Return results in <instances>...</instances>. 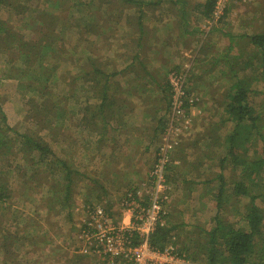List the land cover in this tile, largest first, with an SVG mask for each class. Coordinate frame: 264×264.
Returning a JSON list of instances; mask_svg holds the SVG:
<instances>
[{"label": "rangeland", "instance_id": "rangeland-1", "mask_svg": "<svg viewBox=\"0 0 264 264\" xmlns=\"http://www.w3.org/2000/svg\"><path fill=\"white\" fill-rule=\"evenodd\" d=\"M54 1L5 0L0 5V22L4 26L2 28L4 31L0 32V107L4 110V113L7 112L6 115H10L11 127L19 133H33L43 145L53 151L48 160L50 164H47L48 161L38 162L37 153H34L35 158H33L28 152L20 150V143L14 139L16 136L11 132L7 136L10 148L8 146L0 148V186L3 187L6 196V200L0 205V264H126L124 260L111 263L98 256L81 252L80 254L77 250L75 252L72 249V244L79 239V234L92 207L95 205L104 207L107 213L114 220H117L120 211L113 208L117 206L114 203H119L117 200L121 197L120 195L117 198L104 196L101 189L97 191L99 196L94 198L95 196L88 194L91 184L87 189H82V187H86L83 186V183L85 184L87 181L84 176H82L83 181H78L81 178L80 174H71L76 181H72V186L67 188V176L64 178V173H62L66 171L63 160H69L70 154H75L74 168L76 167L78 171L81 168L83 171L80 164L81 154L79 155V153L82 146V128L80 127L84 124L80 123V117H87L88 110L86 111V107H90L95 111V105L98 104V99L96 96L94 97L92 89H86L85 87L84 82L88 78L84 77L79 79L78 82H74V77L82 73L75 65L79 61V52H81L82 64H79L78 67H82V70L86 67L83 64L87 63L85 58L88 54L90 55V50L85 47L87 45L90 48L94 47L99 65L107 66L106 69L108 70L115 65L121 67L128 61V56L135 53L136 49L141 48L138 47L139 42H142V48L145 52H143L144 58L148 59L149 62H153L151 51L146 45L148 41L152 44L153 40H147L145 43V39L160 35L159 30L157 32L153 30L148 36L145 35L146 31L141 36L139 23L142 26L146 25L152 31L155 26L150 19L158 15L174 13L176 5L169 3L174 0H163L164 4H148V6L145 5L142 8L139 7L137 2L133 3L128 0H80L84 4L71 6L72 8L68 14L63 7L54 8L51 4ZM199 1L205 0H190V4L194 5ZM168 4L171 5L169 6L170 9L165 10ZM90 11H97L98 14L94 16ZM140 11H143L142 15ZM54 15L60 17L59 21L62 20L61 16H67L65 27L62 22L56 23L51 20ZM230 15H233V18L241 21L242 24L250 25L247 33L251 35L258 33L264 27V0H229L223 16L219 18L222 20L216 23V26L223 24L224 21L227 25H231V22L227 19L230 18ZM209 20L208 18L205 21L202 18L200 25H203V27L209 26ZM87 22H92L94 29L86 30L85 25ZM45 23H48V25L46 26ZM41 31L47 33V38H50L53 32L59 34L60 38L56 41L58 47H60V40L64 39L65 35L67 44L61 48V52L58 50L59 55L65 59L70 55L73 58L75 57V61H77L76 63H71V60L63 62L60 58H57L58 51L55 54L50 52L49 56H46L49 65L53 66L54 62H58V67L55 70L57 76L53 78V73L50 88L54 95L63 93L60 97L52 95L48 98L47 92H45V97L41 96L37 92L38 89L43 90L39 86V82L34 84L36 88L32 89L29 86L31 80L24 73V71H27V69H24L26 66L24 63L27 61L22 56L13 53L15 43H19L20 36L32 39V37L38 36ZM12 33L15 34V37L12 36ZM199 33L196 32L197 37L200 36ZM156 39L159 40L158 37ZM6 40L11 45L5 49L2 44ZM197 42L198 40L195 38L191 44L197 45ZM79 44L82 45L81 50L78 48ZM241 49L246 50V55L252 50L247 46ZM233 50L236 52V49ZM139 52L141 51L139 50ZM163 55H166L165 60L174 56L171 53H163ZM163 55H161L162 58ZM262 55V53L257 55V64H261L259 57H262ZM157 56L154 57L160 58ZM139 58L142 61L144 59L141 54H139ZM35 67L33 73L37 78L41 66L38 64ZM167 68L165 72L167 81H169V75L173 70L183 71V69L180 70L174 67ZM253 69V67H248L246 72L238 70L239 75L250 74ZM219 70L215 73H219ZM256 73L259 74V70ZM229 75L220 77L227 86L229 85L227 81ZM259 78L261 77L259 76ZM216 87V85L213 86V88ZM225 87L226 85H219L216 88L217 93L223 91ZM252 87L259 91L256 95L254 93L253 101H255V104L263 103L264 81L262 79L254 81ZM161 89L170 96V88L161 87ZM192 91L196 94V91ZM198 92L201 95L202 92L200 90ZM210 99L211 96H209ZM202 100L200 101L202 102ZM55 102H59V109L54 105ZM204 106L206 107V117L201 125L206 126V131L210 132L209 126L212 119L215 118L217 107L213 112V101L203 103ZM166 112L164 115L168 120L170 108ZM193 116H190L189 128L194 123ZM180 126L183 130H186L184 125ZM229 128L230 126L227 125L220 132L227 133ZM191 133V137L189 134L183 136L171 151L173 162L174 157L177 155L176 152L180 150L182 144L191 143L193 145L197 135L194 134V130ZM160 138L161 134L158 137L159 140L157 139L155 143L156 146L154 145L147 153L150 167L148 166L147 171L141 173L142 183L135 182L132 187L130 186L131 191L139 190L143 196L151 187L150 171L154 164ZM202 169L206 170L197 178L206 179L218 171L217 166L212 168L205 166ZM200 170L197 171V176L200 174ZM195 174L193 178L196 177ZM226 175L230 177L227 171ZM80 183H82L81 186ZM171 184L172 189L167 204L169 216L174 224L184 226L171 232L168 243H173L179 252L186 254L189 264H207L202 260V255L201 258L192 260L195 250L192 244L202 240L197 234L198 231L195 225L208 228L212 224L216 212L214 201L205 189V184L194 183L191 186L192 188H189L183 182L178 184V187L173 183ZM230 187L231 184L228 185L227 191L230 190ZM70 192H72L71 196ZM123 201L121 200L119 203L120 207L123 206ZM245 201L246 198H242L240 201L241 206L245 205ZM108 203L112 206L111 208L107 207ZM258 204L264 206V203L259 200ZM230 216L231 219H237L233 215ZM187 247L193 250V254L185 249Z\"/></svg>", "mask_w": 264, "mask_h": 264}, {"label": "trees", "instance_id": "trees-1", "mask_svg": "<svg viewBox=\"0 0 264 264\" xmlns=\"http://www.w3.org/2000/svg\"><path fill=\"white\" fill-rule=\"evenodd\" d=\"M4 1L5 0H0V5ZM128 1L133 3L137 2L140 8L145 5L148 6V4H164L163 0ZM216 1L217 0H205L195 3L194 5H189L188 0H174L169 3L176 5V11L188 13L191 10L192 12H198L207 19H210L215 12ZM51 4L54 8L63 7L66 13L68 12L69 14L72 8L71 6L83 5L84 3L80 0H55ZM170 4H168L165 10L170 9ZM140 12L142 15L143 11ZM90 13L94 14V16L98 14L97 11H90ZM61 18L62 20L59 21L60 17L54 15L51 20L56 23L62 22V25L65 27V21H67L65 19L67 16H61ZM221 20L222 19H219L218 22ZM45 24L46 26L48 25V23ZM3 27L2 22H0V32L4 31V29H2ZM85 27L86 30L94 29L92 22H87ZM143 28L144 26L139 23V30L141 33H143ZM42 32L44 31L39 32V35L32 37V39L20 36L19 43H15L13 53L22 56L23 59L27 61L24 63L26 65L24 69H27V71H24V73L28 75L29 80H31L29 86L35 89L36 87L34 84L39 82V86H41L43 90L38 89L37 92L43 97H45V92H47L49 98L54 95L50 85L52 79L57 76L55 70L58 67V62L53 61V66H51L46 56H49L48 54L50 52L54 54L57 53L58 50L61 52V48L66 46L67 42L64 35V39L60 40V47H58L56 41L60 38L59 34L53 32L50 38H47V33ZM12 36L15 37V34L12 33ZM246 39H248L244 41L246 45L244 44L241 48L245 46L251 48L252 50L250 53L246 55V50H242L241 48H225L222 57L225 58V64L229 66V68L220 69V74L218 72L215 73L216 69L211 71L213 78L214 76L216 78V82L222 81L220 78L221 76H228L230 74L229 80H227L229 85L227 86L226 84L224 90L220 91L221 93H217V89L212 87L213 95L210 100H212L214 104L213 112H215L216 107L217 112L209 126L211 131H206L207 127L204 126V130L199 133L200 137L194 142L193 146H196L195 149H197L195 151L196 159L184 163L183 167H181L178 172V167L174 165L173 161L167 167L166 178L169 185L171 183L176 185L177 181L183 182L186 186L188 185L189 188L193 186L194 183L205 184V189L214 201L216 212L210 227L204 228L195 225L198 231L197 234L202 240L198 241L196 244H192L195 249L194 254L191 248H185L194 255L193 261L201 258L202 255V260L207 264H264V206L262 207L258 204V200L264 203V102L261 104L258 103L257 105L255 104L253 97L256 93H259V91L252 87L254 81H258L259 79L264 81V27L260 32L248 35ZM80 44L78 46L79 50H81L82 46ZM9 45L11 44L6 40L2 44V47L6 49ZM85 47L90 50V55L88 54L85 58L88 66L87 69L84 68L86 70H82L81 67H78L82 61L81 52H79L80 57L78 62L75 61V57L73 58L70 55L67 59L61 57L59 51L57 58H60L63 62H67V60H71V63L77 62L75 66H77V69L82 73L74 77V82H78L79 79L84 77L88 78V81L92 83L89 88L92 89L97 97V85L101 83V79L105 81L100 86L102 98L101 105L95 106L98 109L100 107V110L105 108L104 111H108V106L113 107L115 105V100H112V95L109 93L111 89V76L115 73L112 75V73L106 74L103 72L102 69L99 68L98 60L94 53V47L90 48L87 45ZM138 47L142 48V43L139 42ZM233 49H236V52ZM231 53L232 55L230 56ZM259 53L263 54L262 57H259L261 64H257L256 62ZM138 56L139 49H136L135 53L128 56V59L132 58L130 68L134 66L133 63L137 61ZM138 62L143 61L139 60ZM38 64H40L41 68L38 73L39 77L36 78L33 69L35 66H38ZM214 64L215 63L212 65ZM248 67H253L254 69L250 74L240 76L239 71L246 72ZM17 70L20 71L19 69ZM257 70H259V74L256 73ZM135 72L138 74L137 71ZM53 73L54 77L51 78ZM259 76L261 78H259ZM163 85L170 88L169 81H167V83L165 82ZM133 87L139 90V88L142 89L143 86L137 84ZM62 95L63 93H59V95L54 96L60 97ZM161 99L164 100V106H160L159 103L156 107L157 110L155 115L151 118L153 122L152 126L154 127V132H152V134H154V142L157 141L160 134L162 135L165 132L168 126L166 116L160 115L158 117L156 114L162 109L167 111L171 108L170 96L162 91L159 100ZM54 105L59 109V102H55ZM85 109L89 110L90 107H86ZM166 111L164 112L167 113ZM227 125L230 126L228 132L224 134L221 133L220 131H222V128ZM9 132L16 136L14 139L18 140L20 143V150L28 152L33 158H35L34 153H37L38 162L48 161L51 154H53V151L46 145H43V143L39 141V138L33 133H19L16 129L11 127L8 123L7 115L0 107V148L3 146H8V148H10L7 141ZM199 142H201V147L199 146ZM63 163L65 165L64 161ZM47 164H50V161H48ZM205 166H209V168L217 166L218 171L216 173L214 172L213 176H209L206 179L197 178L206 170L202 169ZM65 170H67L66 167ZM198 170H200V174L197 176ZM226 171L229 172L230 177L226 175ZM62 173H64V178L67 176V188L71 187L73 183L71 174L73 173H67L66 171ZM188 174H195L196 177L189 180L187 179ZM229 184H231V187L230 190L227 191ZM0 190H2L0 191L1 205L2 202L6 200V196L2 186H0ZM242 198H246L245 205H243L244 207L241 206L240 203ZM228 214L237 217V219H231L232 217ZM168 217L166 226H158L149 235L148 242L152 247L162 249L168 243L171 232L176 228L184 226L181 224H174V222L171 221V217ZM125 233L127 235L132 234L129 238L133 245H138L142 242L136 230H127ZM106 260L109 261L108 259Z\"/></svg>", "mask_w": 264, "mask_h": 264}, {"label": "crops", "instance_id": "crops-1", "mask_svg": "<svg viewBox=\"0 0 264 264\" xmlns=\"http://www.w3.org/2000/svg\"><path fill=\"white\" fill-rule=\"evenodd\" d=\"M188 1L190 5V0ZM173 12L151 18L150 20L155 26L152 31L144 25L143 33L147 31L145 35L148 36L153 30H156V32L159 30L160 34L158 36L155 35V38L145 39V43L147 40H153L152 44L149 41L146 43L151 51V60L153 62H149L148 59L144 58L145 52L141 48L139 49L141 51L139 54L144 58L143 62H138L141 60L138 56L132 68H130L132 58L128 59L123 66L115 65L110 70L106 69L107 66L99 65V68L106 74L112 73L113 75L115 73L111 76V89L109 92L112 95V100H115V105L113 107L108 106V111H104L105 108L100 110V107L99 109L96 107L95 111L93 109L86 110L87 117H80V123L84 124L80 127L82 128V146L80 145L79 153V155L81 154L80 164L83 171L81 168L80 172L76 167L74 168L75 154H70L69 160H63L67 173L80 174L81 178L78 181H83L82 176H84L87 182L83 183V186H86L82 187L83 190L87 189L91 184L88 194L95 196L94 198L99 196L97 191L102 189L104 196L117 198L120 195L121 197L117 200L120 203L126 192L131 189L133 183H142L143 179H140L141 173L146 172L147 168L150 167L147 153L156 143L153 141L154 134L152 132H154V127L152 126L151 118L155 115L156 107L159 103L160 106H164L162 102L164 100H159V98L163 91L161 87H165L163 84L167 83V77L165 78L167 67L185 70L188 74V86L196 91L200 100L203 99L202 102L200 100L196 101V105L188 109L190 116H195L192 117L194 123L191 128L186 129L185 136L189 134L191 137V132L194 130V134L197 135L196 140L200 137L199 133L204 130V125L201 124L204 123L203 121L206 117V107H203V103L206 104L212 101L209 100V96L212 97L213 95V86L226 85L222 81L216 82V78L215 76L213 78L211 71L213 69L217 71L218 69L229 68L225 64V58L222 57L223 50L230 47L241 48L245 44L246 37L251 35L247 33L250 25L242 24L241 21L234 19L233 15L227 18L231 25H227L226 21H224V25L216 26V23H212L210 27H203V25H200V21L202 18L206 21L207 18L202 14L191 10L188 13L179 11L175 13L176 10ZM196 32H200V36L197 37ZM143 33H141V36ZM157 37L159 38L158 41ZM195 38L198 40L197 45L191 44ZM163 53H171L174 55L171 56L173 59L165 60L166 55H163ZM155 55L160 58L163 55L162 60L155 58ZM213 63L215 64L212 65ZM83 65L86 66V69L88 68L87 63ZM104 82L101 79V83L97 85L98 97L92 91L94 97L96 96L98 99V106L102 102L100 86ZM84 84L87 89L92 83L85 79ZM137 84H141L143 86L142 89L139 88L137 90L133 87ZM198 90L202 92H200L201 95ZM117 91L120 92L118 93ZM207 97L208 100L206 101ZM164 110L158 111L156 116L164 115ZM5 113L7 114L6 111ZM7 118L10 124V115H7ZM193 145L191 143L182 144L180 150H177V155L174 157V165L178 167L177 172L180 171L184 163L196 159L195 151L197 149ZM200 145L201 142H199ZM71 178L73 182L76 181L74 176ZM191 178H193V174H188L187 179L191 180ZM178 184H181V182L177 181V187ZM81 185L82 183H80ZM171 189L170 186L169 193H171ZM119 203H114L117 206L113 209L120 211L118 214L119 218L115 221L128 227L132 222V212L126 210L123 206L120 207ZM107 207L111 208L112 206L108 203ZM79 241L81 240L77 239L72 244L73 251L76 252L77 250L78 253H80Z\"/></svg>", "mask_w": 264, "mask_h": 264}, {"label": "built area", "instance_id": "built-area-1", "mask_svg": "<svg viewBox=\"0 0 264 264\" xmlns=\"http://www.w3.org/2000/svg\"><path fill=\"white\" fill-rule=\"evenodd\" d=\"M229 0H217L215 12L210 18L218 23L224 14ZM238 1V0H236ZM171 91V108L168 114V126L161 135L153 167L150 171L151 187L146 195L138 191H127L122 205L132 212L130 226L115 221L106 209L95 205L92 207L86 223L79 234V251L83 254L99 256L114 263L124 260L126 264H189L186 254L180 253L173 243H167L162 249L152 247L148 242L149 235L158 227L167 225L169 211L170 185L167 181V167L172 162L171 151L177 142L185 136L184 128H189L190 114L188 109L199 100L197 94L188 87V74L183 71H172L169 75ZM191 128V127H190ZM127 230H136L142 242L133 245ZM115 262V263H116Z\"/></svg>", "mask_w": 264, "mask_h": 264}]
</instances>
